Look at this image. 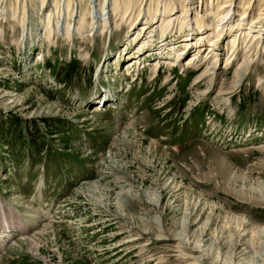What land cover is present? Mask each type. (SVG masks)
<instances>
[{
	"label": "rangeland",
	"instance_id": "374dc122",
	"mask_svg": "<svg viewBox=\"0 0 264 264\" xmlns=\"http://www.w3.org/2000/svg\"><path fill=\"white\" fill-rule=\"evenodd\" d=\"M135 1L134 16L144 18L148 3L162 0ZM238 1H230L234 20ZM254 1L251 18L259 12ZM50 2L25 0L17 22L9 21L10 0L0 4V122L10 128L0 139V232L9 225L0 264H193L190 257L201 255L206 264H235L239 244L253 264H264L252 236L264 227V52L240 77L243 46L225 63L236 35L226 33L212 70L207 46L199 51L194 35L185 44L192 31L175 24L167 38L189 52L163 49L170 60L156 71L161 60L149 45L137 52L145 37L131 42L143 21L136 30L109 28L120 12L105 29L94 20L75 32L81 20L91 23L92 9L76 18L68 39L57 14L45 31ZM208 2L188 3L192 18L202 7L204 31L215 21ZM63 20L72 27L73 17ZM157 26L146 31L153 45L162 41ZM104 92L112 101L98 111ZM180 235L190 244L203 237L209 249L200 245L205 253L194 255L179 247Z\"/></svg>",
	"mask_w": 264,
	"mask_h": 264
},
{
	"label": "bare ground",
	"instance_id": "6f19581e",
	"mask_svg": "<svg viewBox=\"0 0 264 264\" xmlns=\"http://www.w3.org/2000/svg\"><path fill=\"white\" fill-rule=\"evenodd\" d=\"M4 1H6V0H0V4L4 3ZM39 1H40L39 5L42 6L46 3L47 0H39ZM51 1L53 2V8L48 10L47 13L45 14V20L48 19L47 22L45 21V24H44V26L46 27L45 31L51 30V27H52L51 25L53 22L50 20V17L57 14L58 18L56 21V24H57L56 27H58V28L60 27L61 30L65 32V35L67 36L66 38H68V35L70 34L69 30L74 29L76 18L77 17L83 18V17H85V15L91 14L92 9H96L97 12H95L94 16H92L91 23L89 25H84L86 23V21L81 20L80 21L81 25L74 30L75 32L83 33V31H85L86 28L90 27L94 23V20H95V23L98 21L99 22L103 21V25L102 24L101 25H102V28L105 29L106 26L108 25L109 21H110V16H111V18L112 17L113 18L118 17V14L120 12L123 13L122 17H119L118 22L111 23V24L109 23L110 24L109 28H111L113 26L114 28L119 30L120 25L122 23H125V24H127L128 30H132V29L136 30L138 28V26H137V28L136 27L134 28L136 21L139 20L138 24L140 23V21L141 22L143 21L141 28L137 29L135 31V34H133L135 38H132L131 42H133L135 40L136 41L142 40V37H145L144 40L142 41V43L140 44L139 49H137L138 55L142 54L143 51H141V47L146 43L145 46H143L142 48H146L149 45V48H151L150 50H152L151 52H152L153 56L155 58H157L158 60H161L160 65H161V63H165L167 60H170V58H169L170 54H168V56L164 57L163 54L165 51H163V49H169V50L174 51L173 53L175 56L181 54L182 52H185V54H186V52H187V54L189 52L187 49L181 50V51H176L174 49L175 44H176V42H175L176 39L173 41L170 37L167 38L168 33L173 32L172 30H173V27L175 24H179L178 32H181L182 30L187 29V28H190V30L192 31L190 34L188 33L189 35L184 36L185 40L183 42L185 44H188V46H189V43H191L195 37L197 42H199V47H198V48H200L199 51H201L204 48V46H207L208 49H207V52L205 53L204 59L209 61V64L211 65L212 70H214L216 68V65H217L218 61L220 60V57L222 55H224L225 51L221 52L222 54H219L218 49H217L218 48L217 45L219 44V41L222 39V35L224 36L226 33H228L230 35L231 33H233L235 31L236 35H231V37L229 35L224 36V37H227V40L229 37L232 38L229 41H227V44H226L227 47H229V48L226 49L228 52L226 53V62L225 63L229 62V59L237 54L239 47L243 46L244 61L241 63V65L239 64L240 65L239 66L240 71H238L240 73V77L243 76V74H241V73H243L244 71H247L249 66L252 64L251 58L254 56V57H257V59H258V58H260V55L262 54V52H264V6H263L264 0H255L253 2L254 4L256 3L257 8H259V10H258L259 12L256 13L257 14L256 17H252V18L248 16L253 9V7L252 8L250 7L252 0H239L238 1V7H235V8H240V13L237 15V17H238L237 20L233 19V16L236 14L235 13L236 11L229 9L232 5V3L230 2L231 0H223L224 3H222V4L220 3V5H217V2L215 3V0H209L208 4L207 3H206V5L204 4L205 5V8H204L205 13H209L210 15H213L215 17V21H213L211 24H209L207 26L210 31H208V30L204 31L205 27H204V21L202 20V16L200 18L198 17V14L201 13V11H202V7L200 8L199 12H196V11L194 12L197 14V16H193V18L189 17L188 12L190 11V8L192 5L188 4V3L191 2L192 0H175V1L172 0V2L170 4H167L166 1L162 0L161 1L162 3L158 1L157 5L153 6V7L151 5L152 1H150L146 7V15L144 18H139V16L141 15V12H139L138 14H135V16H134V10H135L134 5L138 2L135 0H87V4H85V5H83L82 4L83 2H81L84 0H74V2L77 3V5L73 9H71V4L74 3L72 0L71 1L67 0V2H65L66 4H64L63 6H61L62 4L60 5V2L59 1L57 2V0H51ZM52 2H50V3H52ZM11 3H13V4H11ZM214 4L216 7L214 6ZM10 5H11L10 7L12 8L10 10L9 15H8L10 18L9 19L10 22L11 21L17 22L19 19L25 18V15L27 14L26 13L25 0H10ZM176 5L178 6L177 10L175 9ZM262 6H263V8H262ZM86 7H88V8H86ZM260 7L262 9H260ZM59 8H62V10L60 11ZM128 13H131L132 15H130ZM247 13H249V14L247 15ZM1 15L2 14H0V16ZM61 15H63V19L65 17L67 20L72 19V17L74 18V20L72 21L73 22L72 27H70L71 24H69L67 21H64V20L61 24H59V22H60L59 20H60ZM6 16H7V14H6ZM104 17H106V18H104ZM42 19H43V17H42ZM88 22L89 21H87V23ZM157 24H158V26L156 28H158V30H159V35H161L160 40H162V41H158L156 43V45H153V43H151V41H153L152 38H154V37H152V35H148L149 33L146 31H148L151 27H154V25H157ZM193 28H194V30L196 29L199 32L197 34L193 33ZM37 29H38V27H37ZM104 29H103V31H106ZM112 30H113V28H112ZM193 35H194V37H193ZM131 37H132V35H131ZM127 39H128V37L125 39L126 42H127ZM129 39H130V37H129ZM170 40H172V42ZM223 41H225V40H223ZM163 42H164V44H163ZM169 42H170V44H167ZM204 42L206 44H204ZM259 48H260V50H259ZM262 48H263V50H262ZM191 49H192V47H189V50H191ZM125 50L126 49H124V51ZM140 51H141V54H139ZM199 51L197 52L198 54H199ZM198 54L197 55L193 54L192 56L189 57V59L190 60L196 59L197 56H199ZM134 56L136 57L137 55L134 54ZM183 57H184V55H183ZM130 60H132V59H130ZM137 60L135 63H132L128 67H130V69H131L132 67H135L136 64H138V67H139L141 64V62H140L141 60L140 61H137ZM160 65L157 64L156 66L159 67ZM107 96L109 97V99H112V97H113L111 94H108ZM102 101L103 100H100V98H99V100L96 102L95 108L97 110H99V109L101 110L103 108V106L101 105ZM108 103H109L108 101H104V105L108 104ZM93 112L95 113V111H93ZM93 184H95V183H93ZM42 186H43V182L40 181V184L38 187V192L42 189ZM96 186L94 185V187H96ZM4 220L7 222V220L5 218H4ZM7 227H9V225L4 224L3 227L1 228V232L3 231V233H5L6 231H4V230H7ZM1 232H0V238L8 237L6 234H4L2 236ZM7 233H9V231ZM38 234H40V233H38ZM207 235H209V234L206 233L205 235H203V237H206ZM245 235H246V233L245 234L241 233V236L244 237ZM36 236H37V234L35 235V237ZM252 236H253V238H255L259 242L258 245L260 246V248H259L260 253L264 254V227L260 231L254 232V234ZM203 237L200 239V241H196L197 243L190 244L188 242V240H186L184 237H182V235H180L179 238L181 241L180 242L181 246H179V247H182L186 250H189L193 254L197 253L194 255H198V254L200 255V253L202 254L203 252L205 253L204 250L201 251L200 245H202L203 248L205 247L208 249H209L210 245H207V246L205 245L208 242V240H203ZM28 240H32L31 244H30L31 247H33V248L37 247V244H36V241H34V238L28 239ZM240 245L241 244H239L238 245L239 247L237 248L238 253L234 254L235 255L234 257L236 259L235 264H253L254 258H253V260L251 259V254H250L251 252L248 250L249 248L248 247L241 248ZM210 248L212 249V247H210ZM250 250H252V249H250ZM210 251H208V253L212 254V253H210ZM252 252H253V250H252ZM248 254H250L249 255L250 261H248L246 263L245 259L248 256ZM187 256H190V255H187ZM201 256L190 257L193 259V262H194L193 264H206L207 262L204 263L203 262L204 258H202ZM232 258H233V256H232ZM215 259H216V257L214 258V260ZM217 259H219V258H217ZM259 259L260 258H258V260ZM251 260H252V262H251ZM229 261H231V260H229ZM212 262L214 264H217L216 260H215V262L214 261H212ZM219 264H221V263H219Z\"/></svg>",
	"mask_w": 264,
	"mask_h": 264
},
{
	"label": "trees",
	"instance_id": "16d2710c",
	"mask_svg": "<svg viewBox=\"0 0 264 264\" xmlns=\"http://www.w3.org/2000/svg\"><path fill=\"white\" fill-rule=\"evenodd\" d=\"M69 68H73V64L69 66ZM10 118V116H8ZM14 121V120H13ZM12 124V123H11ZM14 124V129L15 130H18V122H13ZM2 125V126H1ZM10 130V128L8 129V126L7 127H4V124L3 122H0V139H3V137H6V135H8V131ZM3 136V137H2Z\"/></svg>",
	"mask_w": 264,
	"mask_h": 264
}]
</instances>
